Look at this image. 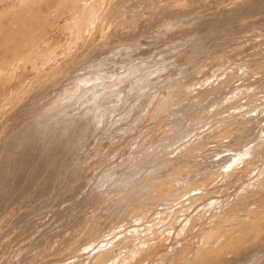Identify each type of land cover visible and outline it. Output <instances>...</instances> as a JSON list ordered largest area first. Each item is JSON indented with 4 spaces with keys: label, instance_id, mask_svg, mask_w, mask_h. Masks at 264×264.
Returning <instances> with one entry per match:
<instances>
[{
    "label": "bare ground",
    "instance_id": "6f19581e",
    "mask_svg": "<svg viewBox=\"0 0 264 264\" xmlns=\"http://www.w3.org/2000/svg\"><path fill=\"white\" fill-rule=\"evenodd\" d=\"M254 1L264 0H0V108L6 106L0 122L2 179L17 181L26 175L33 158L29 155L38 151L36 142L43 133L51 144L41 160L48 159L52 167L54 158L71 146L74 133L85 132L89 124L94 138L110 128L119 132L109 135L111 142L104 141L106 154L95 152V165L103 156L101 163H108L94 180L80 175L92 192L75 204L69 234L58 242L56 232L57 238L39 244L26 264H250L260 253L264 257V37L247 47L240 41L228 47L246 26L244 18L232 15ZM199 24L203 33L197 38L217 39L229 48L228 54H241L245 48L250 53L237 62H230L231 56L226 61L220 55L192 54L187 68L170 71L176 61L171 54L182 53L183 43H172L168 57H157L161 51L156 53L155 45ZM249 77L254 80L237 83ZM188 103L194 110L186 108ZM24 110L32 112L12 135ZM136 127L144 131L143 139L129 147L124 161H110L117 140ZM60 135L63 140L54 142ZM88 162L82 160L81 169L95 167ZM36 186L41 189L35 185L33 197ZM20 189L18 201L34 192ZM47 190L44 186V195ZM66 197L64 202L70 199ZM13 208L0 210L3 236L7 221H19L23 214ZM9 249L0 245V264L13 262L16 250Z\"/></svg>",
    "mask_w": 264,
    "mask_h": 264
},
{
    "label": "rangeland",
    "instance_id": "374dc122",
    "mask_svg": "<svg viewBox=\"0 0 264 264\" xmlns=\"http://www.w3.org/2000/svg\"><path fill=\"white\" fill-rule=\"evenodd\" d=\"M262 3V4H261ZM259 12V13H258ZM262 14V15H261ZM232 16H235V17H241V18H244L245 19V24H246V26L244 27V28H242L241 30H239L234 36H233V40H231L230 41V43H229V48H230V46H232V44L234 43V42H237V41H240V42H242V43H244V44H246L245 46L247 47L248 46V44L249 43H251V42H254V41H259V40H261L263 37H264V1L263 2H256V1H254V2H248V4L242 9V11H240V13H238V14H236V15H232ZM251 17V18H250ZM236 20V18H233V19H231V21H235ZM248 21V22H247ZM250 21V22H249ZM251 25V26H250ZM200 26V27H199ZM199 26L198 27H194L195 29L193 30V29H191V28H185L184 29V33H176V34H174V33H172L171 34V36H170V34H169V36H167V37H165V39H164V42H159V43H157L156 45H155V50H156V53L157 52H160L161 51V53H159L158 55H157V57L158 56H160V55H165L166 57H168V54H171L170 52H169V50H170V45L173 43H183V49H181V51H183L182 53H173V54H171L173 57L172 58H174V60L176 59V61H175V63H174V65L173 66H171L170 67V71H178V70H180L181 68L183 69V68H187V65H186V63L187 62H189V57L193 54V55H195V56H197L198 55V57H213V56H215V55H217V56H222V58H224L226 61L228 60V57H232L231 59H230V62L231 61H234V62H237L239 59H240V57H242V55H244V54H246V53H250V51H251V49H244L243 50V52L241 53V54H228V51H229V48L227 47V46H224V47H222V45H220V42H218V40L217 39H214V38H201V39H199V38H197V36L199 35V34H202L203 33V25H201V24H199ZM249 26V27H248ZM260 27H261V31H260ZM237 28V27H236ZM246 31V32H245ZM252 31V32H251ZM255 31V32H254ZM238 35V36H237ZM259 35V36H258ZM177 36H179V37H177ZM173 40H177L176 42L175 41H173ZM170 42V43H169ZM260 42H262V41H260ZM190 43H192V44H190ZM200 43V44H199ZM215 43V44H214ZM185 44V45H184ZM233 46H234V44H233ZM192 47V48H191ZM191 48V49H190ZM213 50H212V49ZM215 49V50H214ZM197 51V52H196ZM205 51V52H204ZM245 51V52H244ZM204 52V53H203ZM220 52V53H219ZM222 52H224L223 54H221ZM218 53V54H217ZM205 54V55H204ZM206 54H207V56H206ZM235 55H236V58H235ZM239 55V56H238ZM154 56V55H153ZM219 56V57H220ZM234 57V58H233ZM172 60V59H171ZM170 60V61H171ZM210 59H208L207 61H209ZM169 63H172V62H169ZM168 63V64H169ZM180 63H181V65H180ZM229 63V62H228ZM179 64V65H178ZM175 68V69H174ZM248 77V76H247ZM247 79V81L245 80V81H241V82H237V83H242V84H246V83H248V82H252L253 80H254V78L253 77H251V79H250V77L249 78H246ZM42 96V95H41ZM16 102V100H14V101H12V104L14 105V103ZM187 109H193L194 110V108H193V106H192V104H190V103H188V106L186 107ZM5 109H6V106H4L3 108L1 107L0 108V122H1V120H2V115L4 114V112H5ZM31 112L32 111H28V110H24L23 112H22V118H19L14 124H15V126L13 125V128H12V130H11V134L12 135H17L19 132L18 131H21V129H20V126L22 127L26 122L24 121V122H21V120H23L26 116H29L30 114H31ZM28 113V114H27ZM51 120V119H50ZM19 121V122H18ZM19 123V126L18 125H16V124H18ZM22 123V124H21ZM21 124V125H20ZM18 127V128H17ZM88 127V128H87ZM86 127V130H88L87 132H86V130H85V132H80L79 133V131H77V132H75L74 133V135H73V138L72 139H69V141L68 142H70L71 144V146H68V147H70V148H66V150L64 151V154L63 155H60L58 158H60V159H57V157H56V159L54 158V161H55V164H53L52 165V167L50 166V164H51V162L50 161H48V159H47V161H45V160H41V154H43V152L47 149V148H49L50 147V144H51V142H49L48 140L46 141V136H44V133L43 134H41L40 135V137L38 138V141L36 142V146H38V147H36L35 148V150L37 149L38 151L36 152H32L29 156V159L31 158V157H33L32 159H30L31 161H29L28 160V165H27V170H29V172L26 170V171H24V172H27L26 173V175H28V176H26V175H24L23 177H21L19 180H11V178H7L6 177V180H5V177L2 179V175H0V177H1V180H0V184H2V185H0L1 187H0V198H2V197H4V198H2V200H0V206H3V207H1V208H3L2 210H3V212L4 213H6L8 210V208H11V207H13L14 206V212H15V214H18V212H19V210H20V212H19V214H22V216L20 215V218H18L19 219V221L16 219L15 220V222H14V219H11L12 221H11V223H10V221L8 222L7 221V224H6V227H5V229H6V231H8V232H6V234L3 236V235H1L0 234V239H2V241L0 240V245H5V247H8V249L9 250H11V249H15L16 250V253L14 254V260H13V262L11 263V264H20V262H21V264H24V262H25V264H26V262L29 260V257H30V259L36 254V252H37V247H39L40 245L42 246V245H44L45 243H48V242H52V240L51 239H53L54 238V236H55V238H57V235H59L60 234V236L57 238V240H58V242L60 241V240H62V239H64L68 234H69V232H70V227L72 226L71 224H72V218L71 217H73V213H74V211L76 210L75 209V207H76V205H78V204H80V201H81V203L82 202H85V199L86 198H88V195H90V191H91V189H88V187L85 185V187H84V185L82 184V182L83 183H85V179H90V180H94V177H95V175H97L98 174V171L103 167V165L105 166L108 162H106L105 161V163H101L102 162V160L104 161L105 159H103V157L102 158H98L101 162V164L100 163H97V165H95L93 162L95 161V152L96 151H99L100 150V153H102L103 155L104 154H106V153H104L105 152V149L107 148H109V147H105V142H107V140L109 141V142H111L110 140V138H109V135L110 134H112V130H110L109 129V131L107 130H105V128L103 129V130H105V131H103V133H102V136H98L97 138L95 137H92L91 136V133L94 131L92 128H93V125L91 124V126H90V124H89V126H87ZM92 127V128H91ZM92 130H91V129ZM107 128V127H106ZM3 129V128H2ZM19 129V130H18ZM113 129V128H112ZM2 131V130H1ZM90 131V132H89ZM133 131V132H132ZM138 131V132H137ZM140 129L138 130V127H136V128H132V129H130V131H128L123 137H122V141H120L121 140V138H119V140H117L119 143H118V145L116 146V148H115V150H114V155L112 156L113 158H111L110 159V161H117V163H118V161H119V163L121 162V161H124V159H125V157H126V155H125V153L127 152V150H129V147H135L134 145H136V142H139V140H141V139H143V133H144V131L142 130V131H140ZM89 132V133H88ZM108 132V133H107ZM110 132V133H109ZM113 133H119L117 130H114V132ZM129 133V134H128ZM10 134V135H11ZM84 134V135H83ZM137 134V135H136ZM81 135V136H80ZM86 135V136H85ZM108 135V136H107ZM128 135V136H127ZM43 136H44V138H43ZM85 136V137H84ZM107 136V137H106ZM62 136L60 135L59 137H57L56 138V140L54 141V142H56L57 140H60V141H62L63 140V137L61 138ZM116 137H119V135H116ZM125 137V138H124ZM46 138V139H45ZM76 138V139H75ZM84 138H86V139H84ZM90 138V139H89ZM98 138H100V139H98ZM109 138V139H108ZM41 139V140H40ZM84 139V140H83ZM95 139H96V141H95ZM127 139V140H126ZM73 142H72V141ZM80 140V141H79ZM86 140V141H85ZM90 140V141H89ZM95 142H94V141ZM103 140V141H102ZM40 141V142H39ZM77 141V142H76ZM87 141H88V143H87ZM100 141V142H99ZM105 141V142H104ZM42 142V143H41ZM47 142L49 143V144H47ZM57 142H59V141H57ZM78 142H81L80 144H78ZM90 142H92V143H90ZM94 142V143H93ZM121 142V143H120ZM126 142V143H125ZM38 143V144H37ZM87 143V144H86ZM122 143H123V145H122ZM130 143H132V144H130ZM39 144L41 145V148L39 149ZM45 144V145H44ZM76 144V145H75ZM86 144V145H85ZM89 144V145H88ZM94 144V145H93ZM102 144H103V146H102ZM74 145H75V147H74ZM77 145H79V146H77ZM91 145H92V147H91ZM120 145V146H119ZM127 145V146H126ZM126 146V147H125ZM44 149H43V148ZM73 147V148H72ZM95 147V148H94ZM119 147V148H118ZM99 148H101V149H99ZM104 148V149H103ZM96 149V150H95ZM123 151H122V150ZM40 150L42 151V152H40ZM102 150H104L103 152H101ZM70 151V152H69ZM80 151H81V153H80ZM107 151V150H106ZM68 152V153H67ZM72 152V154L70 155V153ZM74 152V153H73ZM37 155H36V154ZM39 153V154H38ZM67 153V154H66ZM84 153V154H83ZM117 153H118V155H117ZM66 154V155H65ZM83 154V155H82ZM85 154H87V155H85ZM89 154V155H88ZM36 155V156H35ZM39 155V156H38ZM69 155V156H68ZM73 155V156H72ZM79 155V156H78ZM119 155H120V157H119ZM35 156V157H34ZM38 156V157H37ZM62 156V157H61ZM66 156V157H65ZM83 156V159H81V157ZM91 156V158L92 159H89L88 157H90ZM122 156H124V158L122 157ZM95 157V158H94ZM34 158H36V159H34ZM67 158V159H66ZM84 158H86V159H84ZM38 159H40V160H38ZM79 159V160H78ZM97 159V160H98ZM117 159V160H116ZM122 159V160H121ZM34 160V161H33ZM37 160V161H36ZM58 160H59V162H58ZM65 160V161H64ZM67 160V161H66ZM75 160H76V163H75ZM77 160H78V162H77ZM82 160L85 162V160H89V162H88V164L90 165H92V163H93V165H95V167L94 168H92V170H90L89 168H84V169H86V170H84V169H81V166H80V162H82ZM57 161V162H56ZM34 162V163H33ZM36 162H37V164H36ZM60 162H62V167H60V165L61 164H59ZM67 162V163H66ZM73 162L75 163L74 164V166H73ZM87 162V161H86ZM41 163H42V165H41ZM46 163H48V164H46ZM79 163V164H78ZM29 164H30V166H29ZM45 164L47 165V166H45ZM59 166H58V165ZM65 164V165H64ZM69 164V165H68ZM100 164V165H99ZM34 165H35V167H34ZM38 165H39V168H38ZM55 165V166H54ZM59 168H58V167ZM64 166V167H63ZM69 166V167H68ZM70 166H72V167H70ZM76 166H78L79 167V170H78V167H77V170H76V168L73 170V172H72V170H70V169H72V168H74V167H76ZM29 167V168H28ZM31 167V168H30ZM55 169H54V168ZM70 168V169H67V171H66V168ZM98 167V168H97ZM38 168V169H37ZM41 168V169H40ZM50 168V169H49ZM58 170H57V169ZM97 168V169H96ZM124 168V167H123ZM122 167L120 168V169H123ZM8 169V172L9 171H11L10 169H11V165H10V167H8L7 168ZM30 169H34V170H30ZM51 169H53V170H51ZM61 169V170H60ZM90 171H88V170ZM93 169H95V171L93 170ZM39 170V171H38ZM48 170V171H47ZM57 170V171H56ZM71 172H70V171ZM34 171V172H33ZM41 171V172H40ZM43 171V172H42ZM51 171V172H50ZM68 172V173H66V172ZM81 171V172H80ZM83 171V172H82ZM86 171H87V173H86ZM94 171V172H93ZM31 172V173H30ZM35 172H36V174H35ZM40 172V175L39 174H37V173H39ZM47 172H50L49 174L47 173ZM54 172H57V173H59V174H54ZM62 172H64L63 174H62ZM74 172H76V174H78L77 176H79V178L76 176V174L74 173ZM79 172H80V174H79ZM91 172H92V176H91ZM11 173V172H10ZM32 173H33V175H32ZM41 173H42V175H41ZM52 173H53V175H55V177L53 176L52 177ZM70 173H71V175H72V177H74L75 179H73V180H71V179H68L67 177H71L70 176ZM75 174V175H73V174ZM90 173V174H89ZM83 174H85V175H83ZM87 174H88V177L89 178H87ZM95 174V175H94ZM30 175H32L31 176V178H30ZM44 175H45V178L47 179L46 181H45V178H44ZM49 175V176H48ZM57 175H58V180H56V178H57ZM63 175H65V176H63ZM85 176V179H84V177H81V176ZM90 175V176H89ZM94 175V176H93ZM62 176V177H61ZM28 177V178H27ZM36 177V179H32V178H35ZM38 177V178H37ZM44 179H43V178ZM61 179H60V178ZM64 177V178H63ZM93 177V178H92ZM22 178H23V180H22ZM25 178H26V181H25ZM30 178V179H29ZM39 178H40V180H39ZM49 178H53V179H50L49 180ZM31 179H32V181H31ZM55 179V180H54ZM61 181H60V180ZM64 179V180H63ZM67 179V180H66ZM79 179V180H78ZM9 180H11L10 182L12 183V185L14 186H11V183H9ZM40 182H39V181ZM92 180V181H93ZM13 181H14V183H16L15 185H14V183H13ZM21 181V182H20ZM42 181H44V183L42 182ZM48 181H50L51 183H48ZM56 183H58V181H60V183L62 184H59V186H58V184L56 185L54 182ZM63 181V182H62ZM70 181V182H69ZM3 182V183H2ZM31 182V183H30ZM33 182V183H32ZM47 182V183H46ZM52 182H53V184H52ZM64 182H65V184H64ZM4 183H6V185L7 186H5V185H3ZM8 183V184H7ZM17 183H20V185L19 184H17ZM41 184V185H39V184ZM43 183V184H42ZM66 183H68L67 185H66ZM72 183V184H71ZM79 183V184H78ZM10 184V185H9ZM32 184H33V186H32ZM47 184H48V187H47ZM50 184V185H49ZM56 186H55V185ZM63 184H64V187H60V186H63ZM71 184V185H70ZM78 186H77V185ZM9 185V186H8ZM17 185V186H16ZM24 185V186H23ZM26 185V186H25ZM29 185L30 186H32V187H29ZM35 185H38V187H40V188H38V189H40L39 191L37 190V186H36V197H33L34 195H35ZM52 185V186H51ZM83 185V186H82ZM5 187L6 189H4L3 187ZM23 186V187H22ZM44 186H45V191H46V188L49 190H47L48 192H45V195H44ZM55 186V187H54ZM71 186V187H70ZM8 187V188H7ZM9 187H10V189H9ZM17 187V188H16ZM20 187L21 188H24V189H32V190H34V192L32 191V194H30L29 196H27L26 198H22V200H23V204H22V200L21 199H19V201H20V203H19V201L17 200L18 199V193H19V191H18V188H19V190H21L20 189ZM34 187V188H33ZM43 187V188H42ZM56 187H58V189H59V191H57L58 189L56 188ZM61 189H60V188ZM73 187V188H72ZM11 188H15L14 190H16V191H14L13 189L11 190ZM50 188V189H49ZM54 188H56V189H54ZM62 188H66L65 190L66 191H64L63 193L67 196L66 198H65V201H66V199H71V198H73V202H72V200L71 201H69V200H67L66 202H64V194L61 192V191H63L64 189H62ZM77 189V191H76V189ZM80 188V189H79ZM86 188V189H85ZM1 189H4V191H2ZM9 189V190H8ZM53 189H54V192H53ZM67 189H70V190H67ZM74 189H75V191H74ZM79 189V190H78ZM83 191H82V190ZM11 190V191H10ZM52 190V191H51ZM86 190H88L87 191V195H86ZM7 191V192H6ZM8 191H10V193L8 192ZM15 192V193H11V192ZM55 191H57V196H54V198H52L53 197V195H56V194H54L55 193ZM43 193V194H39V193ZM61 192V193H60ZM66 192V193H65ZM68 192V193H67ZM70 192V193H69ZM72 192V193H71ZM78 192V193H77ZM92 192V191H91ZM2 193H5V194H3V195H5L6 196V198H5V196H3L2 195ZM9 193V194H8ZM34 193V194H33ZM48 193V194H47ZM58 193L59 194H61L60 196H61V198H60V196H58ZM82 193V194H81ZM51 194V195H50ZM62 194H63V197H62ZM72 194V195H71ZM78 194V195H77ZM9 195H11V196H9ZM13 195H15L17 198H13V197H15V196H13ZM33 195V196H32ZM68 195H70V196H68ZM2 196V197H1ZM39 196V198H37ZM45 196V197H44ZM52 196V197H51ZM73 196V197H72ZM76 196V197H75ZM86 196V197H85ZM35 198V199H32V198ZM48 197V198H47ZM51 199H50V198ZM57 197V198H56ZM7 198H9V202L7 201L8 199ZM27 198L29 199V200H27ZM63 198V199H62ZM80 198V199H79ZM12 199V200H11ZM14 199V200H13ZM16 199V200H15ZM37 199H38V202H37ZM42 199V200H41ZM44 199V200H43ZM48 199V200H47ZM50 199V200H49ZM54 199V200H53ZM56 199V200H55ZM82 199H83V201H82ZM11 200V201H10ZM27 202H26V201ZM46 200V201H45ZM52 200V201H51ZM78 200H80L79 201V203L77 204V202H78ZM34 201V202H33ZM49 201H50V203H49ZM62 201V202H61ZM87 201V200H86ZM2 202V203H1ZM3 202H4V204H3ZM16 204H15V203ZM30 202H32L31 204H33V206H35V207H33L32 208V205L31 204H29ZM41 202V203H40ZM48 204H46V203ZM52 202V203H51ZM55 202H56V204H55ZM59 202H60V204H59ZM72 202V203H71ZM9 203V204H8ZM14 203V204H13ZM37 203V204H36ZM38 203H40V205L38 204ZM42 203H43V205H42ZM67 203V204H66ZM8 206H7V205ZM18 204V205H17ZM21 204H22V206H21ZM27 204H29V206L30 207H28V205ZM35 204V205H34ZM45 204V205H44ZM76 204V205H75ZM5 205V206H4ZM27 205V206H26ZM67 205V209L69 210V214H68V210L67 209H65V206ZM75 205V206H74ZM7 206V207H6ZM11 206V207H10ZM18 206V207H17ZM20 206V207H19ZM26 206V207H25ZM40 206V207H39ZM49 207V209H48V207ZM58 206V207H57ZM64 208H63V207ZM70 206H74V207H70ZM5 207V208H4ZM25 207V208H24ZM44 207V208H43ZM46 207V208H45ZM55 207H56V210H55ZM61 207V208H60ZM1 208H0V210H1ZM28 208H29V210H28ZM31 208V209H30ZM37 208V209H36ZM39 208V209H38ZM22 209V210H21ZM32 209H34L35 211L37 210V212L35 213V211L33 210L32 211ZM43 209V210H42ZM44 209H46V210H44ZM52 209V210H51ZM58 209V210H57ZM62 209H63V212H61L62 211ZM65 209V210H64ZM75 209V210H74ZM4 210H7V211H4ZM23 210H26L27 212L25 213V211H23ZM41 210V211H40ZM17 211V212H16ZM30 211V212H29ZM31 211L32 212H34V213H31ZM45 211V212H44ZM46 211H47V213H46ZM52 211V212H51ZM58 211V215H56V217H55V214H56V212ZM65 211V212H64ZM67 211V212H66ZM3 212L2 211H0V215L1 214H3ZM22 212V213H21ZM28 212H29V214H28ZM38 212H39V214H40V212L41 213H43L42 215L40 214V217L39 216H35L36 214H38ZM70 212H72V213H70ZM44 213H45V216H44ZM55 213V214H54ZM67 213V214H66ZM18 214V215H19ZM49 214H50V216H49ZM52 214V215H51ZM60 214V215H59ZM63 214H66V215H63ZM54 215V216H53ZM71 215V216H70ZM28 216V217H27ZM43 216V217H42ZM63 216V217H62ZM27 217V218H26ZM41 217L43 218V220L41 219ZM45 217V218H44ZM48 217V218H47ZM58 217H61V219L60 218H58ZM67 217V218H66ZM70 219H69V218ZM31 218H34L33 220H35V222L31 219ZM47 218V219H46ZM58 218V221L56 220V219ZM63 218V219H62ZM24 219V220H23ZM26 219V220H25ZM38 219V220H37ZM40 219H41V221H40ZM49 219V220H48ZM51 219V220H50ZM65 219V221H63ZM20 220H22L23 221V223H22V221L20 222ZM29 220V221H28ZM53 220H55V222L53 221ZM68 220H70L69 222H68ZM28 221V222H27ZM39 221H40V224H39ZM44 221V222H43ZM45 221H47V222H45ZM17 222V223H16ZM27 222V223H26ZM29 222H32L34 225H33V229L31 228L32 227V223H29ZM49 222V223H48ZM50 222L53 224V225H51L50 224ZM65 223V224H63V226H62V223ZM24 223H26V224H24ZM46 223V224H45ZM61 223V224H60ZM67 223H68V225H67ZM9 224V225H8ZM13 224H14V226H13ZM16 224H18L17 226H16ZM20 224V225H19ZM24 224V225H23ZM28 224H30V225H28ZM36 224H38V225H36ZM42 224H43V226H42ZM45 224V225H44ZM22 225H23V228H22ZM26 225H28V226H26ZM60 225L63 227H60ZM12 226V227H11ZM24 226H26L27 228H25ZM41 226H42V228H41ZM67 226H69V228L67 227ZM10 227V228H9ZM14 227V228H13ZM16 227H18V228H16ZM48 227V228H47ZM53 229H55V231L54 230H51L52 228ZM54 227H56V228H54ZM57 227H58V229H57ZM12 228V229H11ZM16 228V229H15ZM30 228V229H29ZM35 228H36V230H35ZM9 229H10V231H9ZM20 229V230H19ZM48 229V230H47ZM62 229V230H61ZM17 230V231H16ZM24 231V233H23V231ZM25 230H26V232H25ZM45 230H47L48 232H49V234H50V238L48 237V232H46ZM66 230V231H65ZM16 231V232H15ZM18 231L19 232H22V233H18ZM28 231V232H27ZM34 231V232H33ZM45 233H44V232ZM58 231H60V233L58 232ZM62 231V232H61ZM10 232H11V234H10ZM15 232V233H14ZM41 232V233H40ZM50 232H54V233H50ZM59 233V234H57V233ZM10 235H9V234ZM27 233V234H26ZM32 233V234H31ZM33 233H34V235H33ZM45 234V236H44V234ZM67 233V234H66ZM13 234V235H12ZM16 234H18V235H16ZM21 234H22V236H21ZM31 234V236H29ZM38 234H40V236H39V238H38ZM43 234V235H42ZM51 234H53V237H51L52 235ZM7 235V236H6ZM12 235V237H10ZM24 235V236H23ZM42 235V236H41ZM65 237H64V236ZM16 236V237H15ZM19 236H21V237H19ZM36 236V237H35ZM6 237V238H5ZM24 237V238H23ZM43 237V238H42ZM3 238H5V239H3ZM13 238V239H12ZM17 238V239H16ZM29 240H28V239ZM33 238H34V240H33ZM35 238H37L36 240H35ZM44 238H46L47 240V242L44 240ZM62 238V239H61ZM10 239V240H9ZM27 239V240H26ZM31 239H32V242H31ZM40 239H43V240H41V241H43V242H41L40 241ZM49 239V240H48ZM5 240V242H6V244H5V242L3 243V241ZM11 240H12V242H11ZM23 240V241H22ZM9 241H10V245H9ZM17 241H19V242H17ZM21 241L23 242V244L21 243ZM35 241H37L38 243H36ZM40 242V243H39ZM12 243H13V247H12ZM17 245H16V244ZM19 243V244H18ZM28 244V245H26V244ZM31 244L33 245L32 246V248H31ZM35 244H37L36 246H35ZM40 244V245H39ZM7 245V246H6ZM23 245H24V247H23ZM30 245V246H29ZM22 248V249H21ZM27 248L29 249V250H27ZM31 248V249H30ZM17 251H18V253H17ZM24 251V252H23ZM36 251V252H35ZM23 253V254H22ZM25 253H26V255H25ZM19 254V255H18ZM33 254V255H32ZM21 255V256H20ZM27 255H28V259H27ZM262 255V253H260L257 257L259 258V257H261L260 259H258L259 260V262H258V260H255L252 264H264V257L263 256H261ZM24 256L26 257V259H24ZM21 257V258H20ZM17 259H19V260H17ZM15 260L17 261V262H15ZM22 260H23V262H22ZM24 260H26V261H24ZM263 260V261H262ZM250 263V264H251ZM44 264H48V263H44Z\"/></svg>",
    "mask_w": 264,
    "mask_h": 264
}]
</instances>
